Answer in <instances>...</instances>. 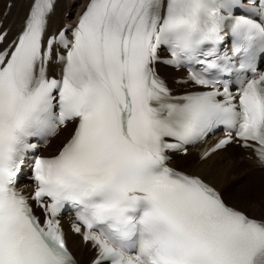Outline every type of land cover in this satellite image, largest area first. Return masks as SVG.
<instances>
[{"label": "snow or ice", "instance_id": "6c2138e0", "mask_svg": "<svg viewBox=\"0 0 264 264\" xmlns=\"http://www.w3.org/2000/svg\"><path fill=\"white\" fill-rule=\"evenodd\" d=\"M60 4L0 0V264H264V0Z\"/></svg>", "mask_w": 264, "mask_h": 264}, {"label": "bare ground", "instance_id": "6f19581e", "mask_svg": "<svg viewBox=\"0 0 264 264\" xmlns=\"http://www.w3.org/2000/svg\"><path fill=\"white\" fill-rule=\"evenodd\" d=\"M74 2V0H61V4L58 8V11L66 7L68 3ZM79 9H76L78 11ZM176 73L170 74L175 75ZM65 133H61L59 137H55L52 140V144H56L59 142L60 139L63 138ZM234 159L238 161V167L234 173H226L221 172L220 174L215 176V182L218 186L224 187L228 190H231L233 187L236 186V182L239 181V186H248V188H258L261 186V183L264 182V172H261L259 169H257L252 161H240V157L238 153H233ZM249 176L250 181L245 182L244 177ZM256 187V188H255ZM70 247L72 250L77 254L78 257H80L83 260H87V257L89 255L88 251L81 245L79 239H74L70 241Z\"/></svg>", "mask_w": 264, "mask_h": 264}, {"label": "rangeland", "instance_id": "374dc122", "mask_svg": "<svg viewBox=\"0 0 264 264\" xmlns=\"http://www.w3.org/2000/svg\"><path fill=\"white\" fill-rule=\"evenodd\" d=\"M261 179H264V178H261ZM244 180L245 182H248L250 181V177L249 176H246L244 177ZM243 188L251 195L252 198L254 199H259L260 195H261V190L264 189V182L261 183V186H259L258 188L256 189H252L251 187L248 188V186H243Z\"/></svg>", "mask_w": 264, "mask_h": 264}]
</instances>
